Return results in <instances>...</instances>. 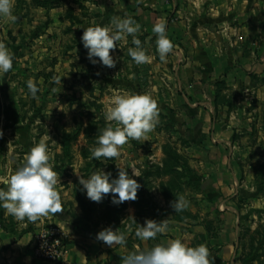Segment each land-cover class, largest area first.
Returning <instances> with one entry per match:
<instances>
[{"label":"rangeland","instance_id":"rangeland-1","mask_svg":"<svg viewBox=\"0 0 264 264\" xmlns=\"http://www.w3.org/2000/svg\"><path fill=\"white\" fill-rule=\"evenodd\" d=\"M80 1L69 0L67 14L74 12L77 7L82 8ZM57 8L63 9V0H14L16 22L0 18V42L12 54H18L10 72L0 74V116L9 123L19 120L26 122L25 129L16 130L25 133V137H43L56 132L63 138V152L71 156L69 162L80 166L84 178L99 168L111 172L113 178L118 176L119 167L128 170L130 175L132 168L136 169L139 177L133 178L141 185L137 199L119 205L112 203L111 194L102 202H93L81 191L79 181L75 183L76 198L84 201L82 209L88 213L93 227L100 232L111 226L126 236L124 246H105V253L101 254L106 256L101 264H122V256L137 249H150L160 244L161 238H180L190 247L206 245L212 264H236L238 258L242 263L253 261L264 264V74L250 72L248 81H239L238 91L228 92L234 88V84L222 77L232 73L231 66L226 62L222 66L226 73L213 81L214 117L220 116L218 107H226L225 114L228 117L234 113L235 120H246L247 124L236 135L235 142L227 147L230 152L228 167L223 170L220 169L223 164L220 154L225 150L210 149V146H206L209 148L206 149L204 145L191 141L196 129L189 127L187 121L189 119L196 125L197 117L184 101L187 97L181 93L184 92L183 86L176 82L177 89L168 91L166 80L162 95L155 92L157 82L154 85L148 78L146 91L129 90L132 85L127 82L134 84L135 81H120L126 68L122 61L125 57H119L114 50L112 55L117 61L114 68H118L115 73L114 68L99 63L92 65L84 49L87 63L81 79L78 80L72 71L75 70V61H71L69 72L74 81L77 79L76 85L81 90L66 94L63 89V43L67 44L64 48L68 50L73 46L69 54L73 56L72 59L77 52L82 51L74 50L78 39H74L72 31L75 24L72 15L67 18L73 26L68 24L63 27V22L60 24L59 21L61 15L55 18L56 21L53 19L50 25L47 23L49 17L46 13ZM40 10L44 11L39 13ZM79 34L82 36L83 32ZM153 39L156 40V36ZM24 44H28V48H24ZM155 54L159 57L157 50ZM28 55L30 61L36 58L35 62H28ZM169 56L170 53L166 60ZM178 59L179 69L192 62L187 48ZM91 73H94L93 77L89 75ZM53 77H58L61 82L53 83ZM29 79L36 82L40 89L37 98H33L28 91ZM147 89H153L152 96L158 105L156 127L147 134L146 139L129 140L121 147L118 158L90 159L91 150L97 147L96 139L100 131L107 126L104 111L113 94L150 93ZM19 108L20 114L12 112ZM174 109L176 112L171 111ZM47 122H56L57 125L55 128L53 125L47 126ZM112 123L115 126V122ZM211 157L215 159L210 163ZM212 173L215 176L212 177ZM221 185L228 188L222 189L219 187ZM179 195L185 197L188 207L175 213L171 203ZM147 219L157 222L168 219L167 231L158 234L155 239L140 240L135 236V231ZM237 252L240 256H235L233 262V254Z\"/></svg>","mask_w":264,"mask_h":264},{"label":"crops","instance_id":"crops-1","mask_svg":"<svg viewBox=\"0 0 264 264\" xmlns=\"http://www.w3.org/2000/svg\"><path fill=\"white\" fill-rule=\"evenodd\" d=\"M68 1L63 0V9L57 8L46 13L49 25L53 19L61 15L59 21L60 24L63 22V27L68 24L73 26L67 17L72 15L75 18L72 31L75 34L74 39L78 40L74 50L82 52H77L72 59L70 52L73 46L68 50L67 47L64 48L67 44L63 43V89L66 94H72V90L75 93L81 90V87L76 85L77 79H81L84 65L87 63L85 48L78 33L83 32L88 26H112L111 22L115 16L131 17L141 25L140 32L136 35L147 55L151 57V62L138 65L132 60L127 52L128 48L135 46L132 44V36H126L114 49L116 55L125 57L122 61L125 62L126 68L120 81L133 80L134 84L127 82L128 85H132L129 90L146 91V80L149 78L154 85L157 82L155 92L162 95L166 80L169 87L167 90L172 92L177 89L176 82H179L184 90L181 93L187 97L184 101L193 110L191 113L197 117L196 125L189 119L187 121L189 127L196 129L191 141L193 144L210 146V149L225 150L220 154L221 160L223 159L220 169L228 167L230 152L227 151V147H230L235 142L236 135L245 129L246 120H235L234 113L228 117L225 114L227 108L221 106L218 107L220 116L214 117L216 111L213 104L215 88L213 81L226 73L222 68L226 62L231 66L233 74L228 73L222 77L234 84V88L228 92L238 91L239 81L249 79L248 73L257 71L264 74V0H81L83 7H77L74 12L67 14ZM42 11L44 10H40L39 13ZM157 22L166 23L167 35L174 46L164 64L155 54L157 46L153 37L156 34L152 29ZM24 48H28V44ZM185 48L189 50L192 62L179 69L178 58L184 54ZM120 49L121 51H118ZM178 49L180 51L177 53ZM13 55L18 58V54ZM35 59L30 61V55L27 57L30 63L35 62ZM71 61H75V70H72L77 76L75 81L72 73H69ZM114 69V73L118 71V68ZM89 75L93 77L94 73ZM95 76H98L97 70ZM189 79H193L192 82H188ZM72 84L75 85L73 88L70 87ZM148 90L153 95V89ZM26 111L28 110H24ZM171 111L176 112V109ZM12 112L21 113L20 108ZM244 114L246 115L245 112ZM25 123L21 120L9 123L0 116V130H3V136L0 137V179L10 176L22 163L24 155L31 147L41 138L47 137L51 162L54 163V170L57 172L56 187L61 194L63 211L55 215L49 214L33 223L27 218L20 221L5 215L4 210L0 208V264H46L36 259L34 240L37 233L51 226L63 232L68 246V254L60 264H101L106 256L101 254L105 253L106 244L96 239L99 229L90 223L88 213H84L82 209L84 201L77 200L75 195L77 187L75 183L79 181L78 174L83 176V171L73 161L69 162L71 156L63 152V138L56 132L43 137H25L23 136L25 133L16 131L25 129L27 127ZM49 125L55 128L57 123L47 122V126ZM213 159L215 158L211 157L209 162L211 163ZM214 170L215 168L212 169ZM211 176L215 175L212 173ZM0 187L4 185L0 183ZM219 187L225 190L228 188H223L222 185ZM168 240L161 238L160 243ZM101 244L103 246H100ZM235 256H240V253L233 254V262ZM236 264L257 263L253 261L242 263L238 258Z\"/></svg>","mask_w":264,"mask_h":264},{"label":"clouds","instance_id":"clouds-1","mask_svg":"<svg viewBox=\"0 0 264 264\" xmlns=\"http://www.w3.org/2000/svg\"><path fill=\"white\" fill-rule=\"evenodd\" d=\"M13 8L14 0H0V18L16 22ZM111 25L88 26L83 31L81 43L87 50V58L92 64L99 63L104 67L114 68L117 61L112 51L119 41L129 35L132 36V44L135 47L128 48L127 54L138 65L151 62V57L147 55L136 35L141 29L139 23L131 17L115 16ZM152 31L156 34L155 42L160 60L166 62L167 55L174 47L167 35L166 23L157 22ZM14 59L8 47L0 42V74L10 72ZM60 82L58 77H53V83ZM27 88L31 96L37 98L40 91L37 83L29 79ZM158 117L157 101L150 93H114L104 111L107 126L100 131L96 139L97 147L91 150L90 159L118 158L121 155V147L129 140L147 138V134L156 127ZM112 122H115V126ZM2 136L3 132L0 131V137ZM47 139L41 138L35 143L24 155L17 169L7 178L0 179V183L4 185L0 187V208L4 210L5 215L20 221L27 218L35 223L49 214L55 215L63 211L61 194L56 187L57 172L51 162ZM133 177H139L135 168H132L130 175L128 170L121 167L116 178L112 177L111 172L100 168L87 178L78 174L81 191L86 193L89 200L99 203L111 194L112 203L115 205L137 199L141 185ZM171 207L178 213L188 207V202L183 195H179L171 203ZM167 229L168 219L159 222L147 219L136 229L135 236L142 241H148L155 239L158 234H164ZM96 239L110 247L126 244L125 234L111 226L101 230ZM212 261L206 245L190 247L180 238L156 244L143 251L137 249L122 256V264H212Z\"/></svg>","mask_w":264,"mask_h":264},{"label":"built area","instance_id":"built-area-1","mask_svg":"<svg viewBox=\"0 0 264 264\" xmlns=\"http://www.w3.org/2000/svg\"><path fill=\"white\" fill-rule=\"evenodd\" d=\"M67 254L66 238L60 229L51 226L36 234L34 255L38 261L46 264H60Z\"/></svg>","mask_w":264,"mask_h":264}]
</instances>
